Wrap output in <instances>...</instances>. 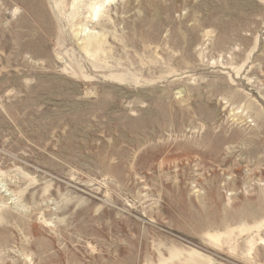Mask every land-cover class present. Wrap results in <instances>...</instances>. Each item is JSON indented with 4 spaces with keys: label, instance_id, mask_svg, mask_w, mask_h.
I'll list each match as a JSON object with an SVG mask.
<instances>
[{
    "label": "rangeland",
    "instance_id": "374dc122",
    "mask_svg": "<svg viewBox=\"0 0 264 264\" xmlns=\"http://www.w3.org/2000/svg\"><path fill=\"white\" fill-rule=\"evenodd\" d=\"M72 1L0 0V264H264V0Z\"/></svg>",
    "mask_w": 264,
    "mask_h": 264
},
{
    "label": "bare ground",
    "instance_id": "6f19581e",
    "mask_svg": "<svg viewBox=\"0 0 264 264\" xmlns=\"http://www.w3.org/2000/svg\"><path fill=\"white\" fill-rule=\"evenodd\" d=\"M110 0H73V7L78 8L79 12L78 15L81 16L82 12H84L83 10L86 9L87 14L86 17H84V20L86 21L87 24H93L95 22V20L100 16V14L103 13V11L105 10V7L107 5V3ZM71 3V4H72ZM85 30H83V32H85ZM84 37V36H83ZM79 38V37H78ZM79 41L83 39H78ZM87 46L89 45H93V46H100L97 43V39L96 37H90L88 39H86L84 41ZM96 48V47H95ZM98 50V49H97ZM166 108V107H165ZM157 117V116H156ZM92 118V117H91ZM94 118V117H93ZM154 119V118H153ZM157 119V118H156ZM149 120V119H148ZM147 120V121H148ZM168 120V119H167ZM150 121V120H149ZM136 122V120H135ZM153 122V121H152ZM54 126V125H53ZM148 126V125H147ZM154 126V125H153ZM129 127V126H128ZM151 127V126H150ZM160 142V141H159ZM145 146V145H144ZM77 147V146H76ZM64 150V149H63ZM61 152V151H60ZM102 175V174H101ZM177 177V176H176ZM139 258V257H138ZM42 261V260H41Z\"/></svg>",
    "mask_w": 264,
    "mask_h": 264
}]
</instances>
